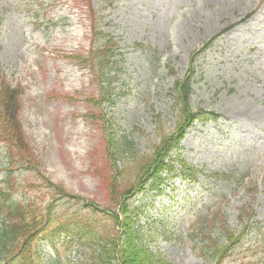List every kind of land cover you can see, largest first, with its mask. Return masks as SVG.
<instances>
[{
  "label": "rangeland",
  "instance_id": "1",
  "mask_svg": "<svg viewBox=\"0 0 264 264\" xmlns=\"http://www.w3.org/2000/svg\"><path fill=\"white\" fill-rule=\"evenodd\" d=\"M95 27L116 41V96L103 110L139 152L151 150L157 132H173L170 90L192 66L195 100L219 114L185 131L171 154L177 175L163 174L170 178L161 194L148 188L129 200L141 243L171 264H215L203 232L224 242L221 224L211 222L218 213L236 233L255 223L223 264H264V0H0V67L22 87L19 121L32 165L10 169L0 146V184L9 175L12 199L41 206L53 195L35 194L43 177L79 197L52 199L44 235H54L34 246L35 264L88 261L116 209L105 140L90 118L99 111L86 101L99 89L88 64L68 57L88 56ZM180 160L198 171L194 179ZM243 206L253 214L239 221Z\"/></svg>",
  "mask_w": 264,
  "mask_h": 264
},
{
  "label": "trees",
  "instance_id": "2",
  "mask_svg": "<svg viewBox=\"0 0 264 264\" xmlns=\"http://www.w3.org/2000/svg\"><path fill=\"white\" fill-rule=\"evenodd\" d=\"M94 36V42L97 44L91 48L88 57L102 99L92 98L89 101L99 107L102 102L113 103L112 84L117 72H114V75L109 73L113 63H116L113 59L115 43L111 36L101 31H95ZM192 76L193 68L183 79L174 81L172 90L177 111L175 130L172 134L158 132L159 141L153 145L150 154L139 152L135 146L133 147L132 142L125 139L126 136L120 139L110 134L107 139L106 157L109 164L106 167L109 170L112 168L114 172L110 175L108 190L113 196L112 204L117 211L109 213L110 228L93 239L96 240L98 249H92L89 260L83 264H171L163 256L154 254L141 243L128 200L136 191H143L148 184L157 186L162 183V172L173 169L169 152L178 147L184 129L190 126L195 118L209 117V114L207 115L193 102ZM20 91L19 86L11 87L0 79V141L7 144L10 153L16 151L17 156L13 159L16 165L31 169V162L25 153L29 149L28 143L24 139L18 119ZM92 117L100 122L101 128L105 131V125L109 121L105 120L104 114L100 112L93 114ZM115 155H119V159ZM184 164L185 162L182 165ZM39 182L34 183L33 186L35 185L39 190L49 189L53 193L52 196H65L63 186L54 185L48 179H43L40 184ZM9 195L5 188L0 187V215L5 223V228L0 233V261L19 255L22 264H34L36 253L33 252L32 245L50 220L51 203L48 202L41 207L35 202H14ZM87 206L95 210L97 208L93 203ZM252 214V209L248 210L247 206H243L240 208L238 220L242 221L243 216L251 217ZM212 223L221 224L218 225V230L224 238V242L219 243L218 239L212 238L211 233L203 232V237L209 244H207L208 248L213 251L215 264H223L231 250L243 239L244 232L255 224L246 222L240 233H236L223 224L224 220L219 215L212 220Z\"/></svg>",
  "mask_w": 264,
  "mask_h": 264
}]
</instances>
